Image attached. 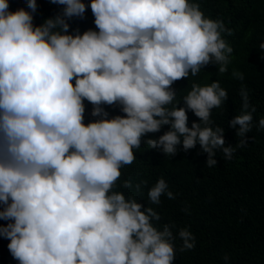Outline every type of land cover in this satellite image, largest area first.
I'll use <instances>...</instances> for the list:
<instances>
[{"label":"clouds","instance_id":"9594fccd","mask_svg":"<svg viewBox=\"0 0 264 264\" xmlns=\"http://www.w3.org/2000/svg\"><path fill=\"white\" fill-rule=\"evenodd\" d=\"M50 3L64 6L62 13L36 26V0H28L30 11L14 12L0 0V220L9 221L0 237L19 264H173L171 226L158 229L153 207L115 189L142 137L164 125L170 130L147 139L149 148L173 156L181 143L184 151L198 143L208 167L217 165L218 150L231 160L247 144L256 109L246 87L241 114L229 122L240 138L235 147L225 146V129L211 120L228 99L218 80L193 83L184 107L172 87L210 63L227 72L233 48L222 33L232 30L206 17L195 0H91L98 31L69 34L67 21L84 18L88 6ZM232 76L244 79L238 71ZM85 100L98 117L87 125ZM103 105H119L125 115L109 119ZM189 110L200 121L191 127ZM135 191L142 193L141 184ZM165 195L175 199L161 178L148 202L158 206ZM178 236L181 252L195 247L186 228Z\"/></svg>","mask_w":264,"mask_h":264},{"label":"trees","instance_id":"16d2710c","mask_svg":"<svg viewBox=\"0 0 264 264\" xmlns=\"http://www.w3.org/2000/svg\"><path fill=\"white\" fill-rule=\"evenodd\" d=\"M9 10L28 9V0H8ZM87 10L84 18L73 17L69 23V34L77 30L82 34L89 29L97 30L94 24L90 3L83 0ZM204 15L213 20H222L232 35L222 33V38L233 48L228 71L221 74L218 65L204 66L196 76L176 81L172 87L177 92V107H184L183 96L191 90L193 83L201 86L218 80L228 92V99L219 108L211 111L213 126L225 129V146L235 147L239 141L236 129L229 122L241 114V86L246 87L249 104L255 107L252 113V130L246 134L248 141L236 149L231 160L217 151V165L206 166L207 153L200 145L184 151L182 143L177 153L167 156L161 149H152L145 144L147 139H158L170 130L164 125L159 132L148 133L142 137L141 147L134 149L136 159L131 165L121 169L116 191L127 196H135L145 208L153 207L161 216L153 221L162 230L164 224L171 226L176 239L175 260L173 264H264V129L259 128V120L264 118V0H195ZM37 11L33 23L39 26L45 19L61 14L62 5L52 4L50 0H36ZM233 71L243 73L244 79H234ZM74 83V81H73ZM84 123L98 119L91 116L93 106L85 100ZM111 119L125 115L119 105H103ZM251 111V108L248 109ZM188 127L199 118L192 111L187 112ZM239 126H237L238 128ZM181 137V141H182ZM163 178L175 199L161 197L160 205L148 202V190ZM124 180H130L133 187H122ZM147 181V184H143ZM141 184L142 193L135 191ZM187 209V211H185ZM143 210V209H142ZM9 221L0 220V225ZM186 228L195 237V247L180 251L183 241L178 233ZM10 241L0 237V264H19L8 249ZM229 257L226 262L223 257Z\"/></svg>","mask_w":264,"mask_h":264}]
</instances>
